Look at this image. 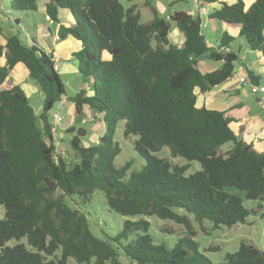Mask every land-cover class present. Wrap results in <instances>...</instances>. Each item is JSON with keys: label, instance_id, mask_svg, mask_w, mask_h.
<instances>
[{"label": "trees", "instance_id": "trees-1", "mask_svg": "<svg viewBox=\"0 0 264 264\" xmlns=\"http://www.w3.org/2000/svg\"><path fill=\"white\" fill-rule=\"evenodd\" d=\"M5 1L8 16L9 10L37 11L44 3L48 19L61 22V12L68 10L72 20L60 24L58 34L81 43L73 60L88 85L69 94L53 55L34 39L22 42L19 18L9 23L11 33L0 42V264H71V258L78 264H264V250L245 241L213 262L199 250L189 216L218 228L245 223L261 209L264 215V151L236 135L225 112L198 107L194 91L206 92L234 75L243 63L234 38L224 35L217 48L210 47L200 15L159 16L150 0L145 4L153 18L147 22L137 5L125 7L120 0ZM221 4L209 21L238 25L245 47L264 54V0L248 9L243 0ZM170 20L183 34L180 45L169 41ZM207 52L221 65L203 73L198 59ZM17 65L43 93L39 114L13 77ZM63 99L74 104L76 114L85 107L103 114L107 129L96 143L85 145L86 132L75 125L55 138L52 112ZM121 121L124 136L136 137L134 149L145 160L131 173V162L115 165L121 147L114 135ZM58 139L68 140L69 161L58 151ZM164 146L174 157L198 161L201 169L186 175L189 163L173 164L156 154ZM227 188L260 203L249 208ZM96 190L104 192L110 210L125 217L114 236L97 231L91 212L83 209ZM152 215L182 224L186 233L173 247L156 242L147 218Z\"/></svg>", "mask_w": 264, "mask_h": 264}, {"label": "rangeland", "instance_id": "rangeland-1", "mask_svg": "<svg viewBox=\"0 0 264 264\" xmlns=\"http://www.w3.org/2000/svg\"><path fill=\"white\" fill-rule=\"evenodd\" d=\"M125 7H130L132 5H137V10L140 12L141 21L147 22L153 18V13L151 6L145 4V0H133L126 1L120 0ZM151 5L154 6L159 16H166L169 14L172 8L180 9L186 8L192 5L193 0H187L185 3H176L172 7L170 6L169 0H150ZM7 2L5 0H0V42L5 43V36L11 33V29L8 28V24H12L15 18L20 19V33L21 40L24 44L30 45L33 43V39L36 41L37 45L46 48V42L44 41L43 32L47 31L48 26L57 27V22L49 20L43 9H38L37 11L28 12H15L9 10L7 13L11 16L6 15ZM68 11V10H66ZM14 19V20H12ZM47 19V20H46ZM204 34L210 41L215 39L212 37L213 27L210 24L208 27L204 28ZM54 36V34H53ZM233 45L234 48L241 47L240 56H245L248 65L253 64V66L259 70L258 61L260 59L257 51L251 50L245 47L244 39L239 35H234ZM53 38V37H51ZM177 42V39H172L171 42ZM72 60H67L63 57L62 59V70L58 71L62 80L65 83V88L69 94H74L79 86L85 87L82 84L83 75L77 70H69L68 65L73 66L74 62ZM1 61H4L2 58ZM21 68L14 69L12 71L15 80L20 82L29 96V101L33 106L35 113L39 114L41 112L43 93L40 90L38 84L35 80L29 78L28 73ZM86 88V87H85ZM247 95L244 99L250 108L252 114H259L264 117V108L260 107L256 101L254 95L250 93V88L248 84H245ZM262 96V95H260ZM59 110L62 115V123L66 121L69 115L72 117L73 125L82 127L86 136L83 137V143L85 145L96 143L100 137L106 133L107 125L103 120V114L91 111L87 107L84 109L83 114H75L69 111L60 102L56 104L54 110ZM73 132L69 133L72 136ZM64 136V135H63ZM114 139L119 143L121 147V152L117 155L115 159L116 166H123L127 162H131V166L128 169V173L132 171L140 170L145 163V160L139 155L134 149L133 142L136 137H126L124 136V122L121 121L117 124ZM57 149L61 153L65 161L72 159V151L70 150L68 140L61 141L58 139ZM230 144H226L224 147H229ZM158 156L165 158L173 164H187L189 163L188 169L185 174L188 175L197 170L201 169V164L198 161L188 162L185 158L180 156H172L169 147H162L157 153ZM229 192L239 194L244 201V204L249 207H256L260 201L259 200H249L245 198L244 192H240L236 188H227ZM86 212H91L90 220L94 222L95 225H99L98 230H104L107 234L114 236L117 232L122 229V223L125 217L110 210L106 204V199L104 192L102 190H96L91 200L83 206ZM180 212L187 213L180 210ZM193 221L194 229L196 234L194 239L198 244V248L201 252L205 253L213 262H222L224 257L229 252H234L239 248L242 241L252 243L260 249L264 250V215L263 209L258 213H251L245 223L237 224L232 227L221 226L218 228L213 227V223L205 219L202 222H197L194 220L192 215H189ZM151 223L150 233L154 237V240L158 243H166L169 247H173L176 242L184 236L186 233V228L182 224H178L171 219H161L155 215L147 217ZM169 228V232L165 229ZM120 253L122 251L120 250ZM120 259L122 262L127 263L126 257L121 254ZM71 264H78L72 258L70 259Z\"/></svg>", "mask_w": 264, "mask_h": 264}, {"label": "crops", "instance_id": "crops-1", "mask_svg": "<svg viewBox=\"0 0 264 264\" xmlns=\"http://www.w3.org/2000/svg\"><path fill=\"white\" fill-rule=\"evenodd\" d=\"M186 1L187 0H174V3L172 4V6L176 3L178 4L185 3ZM236 1L237 0H221L220 2H216L210 5L200 4V6L207 9L208 14H209L214 9L220 8L222 5L221 4L222 2L232 4ZM243 1L245 2V8L248 9L254 0H243ZM41 8L45 12L44 3H41L39 9ZM198 9H199V2H197L196 0H193V3L191 6L186 7V8H180V9L172 8L169 14L175 11H185V12L197 11L198 12ZM60 19H61V22H57V27L48 26L47 31L43 32L44 41L46 42V48L44 49L47 52L51 53L54 59L59 60L60 69L58 71L62 70L63 57L67 59L68 61L72 60L71 58H73V54L77 52L78 50H80L81 48V43L73 39L71 36H68L65 40H61L60 37H59V40L56 39V37L59 36L58 29H59L60 24L69 25L72 20L71 15L68 11L61 12ZM210 24L213 27L212 37L215 39L212 42L207 38V42L210 47L217 48L218 47L217 45L219 44V42H221V39L223 38L224 35H228L233 38H235L234 35H238V31H239L238 25L228 24L225 22L215 21V20H210L208 23V26ZM8 28H10V24H8ZM175 38L177 39V42H175L174 40V44L180 45L183 42V34L176 27V25L172 27L169 33V41L171 42V40ZM257 53L260 57L258 61V65L260 67L259 70H257L253 66V64L248 65L246 62L245 56H239L238 62L245 63V65L251 70H253L256 73V75L259 76L258 78H260L262 75H264V54H262L259 51H257ZM220 65L221 63L210 60L209 52L203 54L198 59V68L203 73L214 71L217 68H219ZM19 66L21 65H17L14 69L21 68ZM68 69L73 70V71L74 70L79 71L75 62L73 66L68 65ZM81 82L85 87H87L88 79L83 78ZM244 86L245 84L239 83L238 80L233 75L232 77L227 79L222 84L215 86L206 92H201L200 88L196 87L194 91L197 96V106L198 107L205 106L209 109H214V110L225 112L231 118L230 127L236 133V135L242 138L245 142L252 144L253 147L257 151L263 152L264 151V117H262L259 114H252L250 112L249 106L245 104L247 100L244 99V96L247 95V92ZM80 88H83V87L79 86L77 90ZM251 94L254 95L259 106L264 108V94H253V93ZM63 105L69 111H72L75 113L74 104L69 102L68 99H67V102L64 103ZM55 111L56 109L52 112V115ZM73 124L75 123L72 122V117L69 115V117L66 119L64 123H62L61 121L57 125V131L54 134L55 138L63 137V132L61 131L63 129L68 128L69 126Z\"/></svg>", "mask_w": 264, "mask_h": 264}, {"label": "built area", "instance_id": "built-area-1", "mask_svg": "<svg viewBox=\"0 0 264 264\" xmlns=\"http://www.w3.org/2000/svg\"><path fill=\"white\" fill-rule=\"evenodd\" d=\"M196 1L198 2V0H196ZM188 13L193 17L200 15L202 18L201 26L203 28H206L208 26L209 14H208L207 9L200 6V2H199L198 12L197 11H189ZM56 39L59 40V36H57ZM54 67L56 70L60 69V62L58 59H54ZM234 76L238 80L239 83L248 84L251 93H253V94H264V75H262L258 79V81H254L250 77V75L246 69V66L243 63H237ZM66 102H67L66 99H63L62 101H60L61 104H64ZM52 116H53V122H54V128L52 130L55 131L56 130L55 126L62 121L63 117H62L60 111H58V110H56Z\"/></svg>", "mask_w": 264, "mask_h": 264}, {"label": "water", "instance_id": "water-1", "mask_svg": "<svg viewBox=\"0 0 264 264\" xmlns=\"http://www.w3.org/2000/svg\"><path fill=\"white\" fill-rule=\"evenodd\" d=\"M170 25L173 27V26L177 25V22L175 20H170Z\"/></svg>", "mask_w": 264, "mask_h": 264}]
</instances>
